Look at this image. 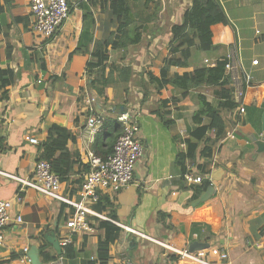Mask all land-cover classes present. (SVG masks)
I'll list each match as a JSON object with an SVG mask.
<instances>
[{"label": "crops", "instance_id": "crops-1", "mask_svg": "<svg viewBox=\"0 0 264 264\" xmlns=\"http://www.w3.org/2000/svg\"><path fill=\"white\" fill-rule=\"evenodd\" d=\"M67 1L71 8L68 19L47 40L31 31L29 0H13L0 13V69L14 73L11 84L0 90V135L8 147L0 152V200H10L12 217L22 219L18 223L12 218L3 229L0 264H32L20 259L22 249L27 247L29 252L32 246L38 248L40 264H89L96 259L98 241L105 235L98 226L101 219L90 217L92 231L71 236L78 254L67 259L62 251L57 254L44 237L53 232L59 240V226L71 209L4 175L30 177L39 156L38 144L57 124L71 132L67 148L75 164L62 186L69 197H74L77 182L83 178L87 150L94 142L87 143L81 136L88 117L87 99L92 97L104 116L136 110L144 147L131 182L116 193H102L109 198L120 229L109 246L106 264H168V256L173 253L160 242L189 248L194 240L208 244L206 250L216 247L227 252L223 264H264V151L256 152L253 142V137L261 136L264 96L243 113L238 111L239 106L223 111V135L215 138L213 133H206L211 157L200 156L205 146L200 143L195 159L186 160V167L194 172L198 165H205L209 176L218 168L223 170L219 180L211 181L215 189L211 197L195 205L193 190L181 180V169L175 161L187 149L185 140L207 123L206 119L200 123L192 119L198 108L197 95L204 94L208 101L215 102L214 89H193L182 99L181 90L170 83L161 84L160 76L171 54V28L181 23L191 0H157L156 4L137 8L132 5L134 12L138 11L135 19L141 26V40L126 48L108 47L107 61L108 65L131 68L128 92L108 87L106 105L89 86L88 64L94 59L97 43L117 31V22L108 8H101L100 1ZM218 2L228 22L212 26L213 48L193 50L187 65L171 67L167 78L213 66L226 58L236 66L232 96L238 101L242 74H248L253 84L264 83V0ZM254 60L257 64L252 63ZM3 91L6 98H1ZM25 134L39 143H29ZM160 214L165 215L168 225L159 221ZM42 245H48L50 254L58 258L43 262L39 252ZM174 264L196 263L176 256Z\"/></svg>", "mask_w": 264, "mask_h": 264}, {"label": "trees", "instance_id": "trees-1", "mask_svg": "<svg viewBox=\"0 0 264 264\" xmlns=\"http://www.w3.org/2000/svg\"><path fill=\"white\" fill-rule=\"evenodd\" d=\"M100 1L102 9L108 8L117 22V31L111 33L104 41L98 42L93 54L94 59L88 64V74L90 77L89 86L96 93L101 103L107 104L106 89L108 87H117L128 92V82L132 71L129 66H120L117 64L108 65L109 59L108 47L111 49L126 48L129 45H136L141 40L140 25L137 24L136 16L138 11L134 12L133 6L146 7L149 3H157V0H97ZM13 0H0V13L4 12ZM228 22L227 16L218 2V0H191L190 6L185 10L182 21L171 28V40L169 42L170 56L165 60L160 70L161 84L170 83L181 90V98L188 97L193 89L202 87H212L215 102H210L204 94H198V108L194 112L192 119L200 123L206 119L207 123L197 127L185 140L186 151L180 152L176 158V164L181 169V175L187 171L186 160H194L198 152L200 143H204V148L200 156L210 158L212 150L208 145L210 141L206 133H213L215 138H219L225 131V122L222 116L223 111H232L238 106L244 109L251 107L254 103L259 104L264 96V83L245 84L242 83L241 95L238 101L232 96L233 82L226 72L225 65L228 59L224 58L217 61L213 66L204 65L197 67L191 72L184 73L181 76L168 77V72L173 66L184 67L187 65L192 51H209L213 48L212 44V26L215 24H225ZM9 55V52H7ZM1 61V55H0ZM14 73L10 69H0V90L11 84ZM1 98H6V91L1 93ZM126 100L123 101L125 103ZM113 112V111H111ZM170 124V122L165 121ZM122 131V124L117 120V114L106 116L101 130L97 133L92 144L93 152L102 158H106L112 153L116 138ZM71 138V132L63 126L53 124L48 131L47 137L38 144V159L46 160L50 163L52 171L57 174L61 182H66L73 171V155L67 148V142ZM5 138L0 135V152L8 149L4 143ZM84 172L88 170L85 164ZM197 171L206 174L208 171L205 165H198ZM183 181V177L181 176ZM83 178L80 177L74 190L76 193L81 189ZM184 182V181H183ZM211 185L207 179H203L200 184L191 185L193 198L198 199L200 195ZM66 207V205H64ZM99 212H105L107 217L116 221L113 206L109 198L101 194L100 200L94 205ZM110 208V209H109ZM67 219V218H66ZM65 219V220H66ZM159 221L166 223L165 215H159ZM99 228L105 231L104 238H100L97 244L96 259L89 264H106L109 256V246L118 237L119 227L107 220H100ZM48 245H42L39 252L43 262H51L58 257L50 254ZM78 251L74 247L73 240L62 247V255L67 259H74ZM176 262V255L168 256V264Z\"/></svg>", "mask_w": 264, "mask_h": 264}, {"label": "built area", "instance_id": "built-area-1", "mask_svg": "<svg viewBox=\"0 0 264 264\" xmlns=\"http://www.w3.org/2000/svg\"><path fill=\"white\" fill-rule=\"evenodd\" d=\"M28 7L31 31L41 40L50 39L68 19L71 11L67 0H29ZM252 63L257 64V60ZM225 69L234 82L237 79L234 73L235 64L228 61ZM242 75L243 79L239 82V89L236 94L238 100L241 95L242 83H251V77L248 74ZM94 102L95 99L93 97L87 99L88 117L81 133L82 138L87 143H92L95 140L106 117L98 112ZM238 111L243 113L244 108L239 106ZM117 120L122 124V131L116 138L112 153L106 158H102L97 156L92 149L87 150L85 164L88 165V170L84 172L81 189L74 197H69L64 192L59 176L52 171L50 163L46 160L38 159L35 161L30 177L21 178L4 174L16 180L21 186L30 187L71 209L68 218L59 226V244L61 247L71 242L73 234H85L92 231L90 217L107 220L118 225L117 221L97 211L94 205L99 202L100 195L103 192L116 193L131 182L135 166L144 156V147L140 138V126L136 110L127 109L120 112L117 115ZM24 139L31 144L36 145L39 143L37 138L28 134L24 135ZM194 171L192 167H188L187 171L181 175L186 185L200 184L203 179H207L211 184L209 174H201L198 171ZM10 209V200H0V247L3 244V229L13 218ZM13 219L18 223L22 221L20 216H15ZM122 227L126 231L142 235V233L131 227ZM160 244L175 254L177 259L188 260L196 264H223L228 259L227 252L216 247L208 250L190 251L189 248H179L175 245L161 242ZM27 253L28 248H23L20 259L24 263H31Z\"/></svg>", "mask_w": 264, "mask_h": 264}, {"label": "water", "instance_id": "water-1", "mask_svg": "<svg viewBox=\"0 0 264 264\" xmlns=\"http://www.w3.org/2000/svg\"><path fill=\"white\" fill-rule=\"evenodd\" d=\"M122 110L123 108L121 107L120 111ZM253 142L256 145V152L264 151V112L262 113V116H261V136L259 139L253 137ZM222 173H223V170L221 168L214 170L210 176L211 181L219 180ZM214 191L215 189L213 185H209L206 188V190L200 195V197L195 201V205H198L201 202L209 199L211 195L214 193ZM44 238L56 250L57 254H61V251H62L61 246L59 244V240L57 239L55 233L51 232L49 234H46ZM205 248H208V244L203 243V242L194 240L189 243L190 251H198V250H203ZM27 254L29 258L31 259L32 264H40L39 258H38V248L36 246H32Z\"/></svg>", "mask_w": 264, "mask_h": 264}]
</instances>
